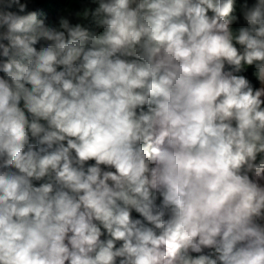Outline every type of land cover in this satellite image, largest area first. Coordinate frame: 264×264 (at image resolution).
<instances>
[{
    "label": "clouds",
    "instance_id": "clouds-1",
    "mask_svg": "<svg viewBox=\"0 0 264 264\" xmlns=\"http://www.w3.org/2000/svg\"><path fill=\"white\" fill-rule=\"evenodd\" d=\"M30 3L0 0V264H264V0Z\"/></svg>",
    "mask_w": 264,
    "mask_h": 264
},
{
    "label": "trees",
    "instance_id": "trees-1",
    "mask_svg": "<svg viewBox=\"0 0 264 264\" xmlns=\"http://www.w3.org/2000/svg\"><path fill=\"white\" fill-rule=\"evenodd\" d=\"M23 2V0H21ZM87 0H31L29 11H36L40 18H47L50 21H55L60 15H68L72 23L78 22L74 13L79 11ZM251 69L247 75L253 79V82L258 87V81L251 77ZM3 73H0L2 76ZM94 163V162H89ZM134 216L138 215L133 213Z\"/></svg>",
    "mask_w": 264,
    "mask_h": 264
}]
</instances>
